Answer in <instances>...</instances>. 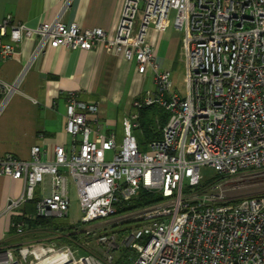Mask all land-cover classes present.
<instances>
[{"label":"built area","instance_id":"obj_1","mask_svg":"<svg viewBox=\"0 0 264 264\" xmlns=\"http://www.w3.org/2000/svg\"><path fill=\"white\" fill-rule=\"evenodd\" d=\"M173 13V26L185 34L184 94L173 89L171 72L157 62L147 39L148 29L163 30ZM27 39L37 40L34 57L48 48L89 51L102 45L127 62L135 61L137 73H149L155 90L136 99L134 109L157 104L170 118L160 129L161 139L140 152L133 134L138 113L130 114L133 124L124 122L118 145L113 133L94 130L87 120L99 114L100 105L68 94L69 152L57 146L53 162L42 159L39 146L32 148L30 160L0 157V176L25 184L5 213L35 201L34 212L22 217H67L69 176L63 169L76 184L83 224L118 216V207L141 191L163 200L145 211L140 226L123 242L117 234L100 235L103 257L29 243L1 250L0 264H115L121 248L134 251L133 264H264V194L236 197V188L225 183L226 178L264 170V0H126L112 38L102 28L60 20L30 27L7 15L0 22V63L14 57V45ZM24 73L14 83L0 79V114ZM204 168L216 174L208 184ZM46 176L50 193L44 185L37 195ZM21 219L12 222L19 235L26 229Z\"/></svg>","mask_w":264,"mask_h":264},{"label":"crops","instance_id":"obj_2","mask_svg":"<svg viewBox=\"0 0 264 264\" xmlns=\"http://www.w3.org/2000/svg\"><path fill=\"white\" fill-rule=\"evenodd\" d=\"M125 1L0 0V22L7 15H12L14 22L30 27L60 20L66 25L77 23L84 29L102 28L112 38ZM141 18L142 15L137 16V24ZM171 25L169 20L163 30L151 26L147 39L163 69L169 60L180 58L186 75L185 34L174 31L166 38ZM36 45V39L15 44L16 55L0 63V79L8 83L16 82L25 70L20 88L0 114V157L12 154L21 160H30L32 148L39 146L45 153L42 159L53 162L57 146L69 152L72 139L65 128L66 99L70 93L82 102L100 105L99 114L88 115L87 120L94 130L99 127L101 133H113L118 144L119 123L123 122L124 129L127 114L135 110L134 101L142 98L147 90H155V86L149 85L150 74H138L135 61L127 62L122 55L110 53L102 45L89 51L48 48L34 57ZM62 172L69 176L67 170ZM44 185L46 193H50L49 176L43 186L37 187V195ZM24 188L22 180L0 176V251L32 243L28 237L41 231L26 227L24 234L19 235L12 227L15 219L34 212L35 201L10 214L4 211L9 201L24 193Z\"/></svg>","mask_w":264,"mask_h":264},{"label":"rangeland","instance_id":"obj_3","mask_svg":"<svg viewBox=\"0 0 264 264\" xmlns=\"http://www.w3.org/2000/svg\"><path fill=\"white\" fill-rule=\"evenodd\" d=\"M144 3L141 2L140 10L138 13V18L142 15V8ZM174 13L170 18V23L172 24L168 30H171L166 34V38H168L174 31H177L173 26L174 20ZM164 67L169 69L172 72V81H173V89L176 91L181 92L182 94L185 93L186 86H185V70L183 68V63L180 61V58L169 60ZM152 79V78H151ZM150 86L153 85V81H149ZM157 105V104H155ZM160 107L159 105H157ZM162 108V107H161ZM163 109V108H162ZM164 110H166L164 108ZM138 113V110L134 111ZM168 112V111H167ZM170 114V113H169ZM139 115V113H138ZM127 121L131 124L134 121L131 118L130 114H127ZM139 119L137 120L138 129H133L134 137L138 143L140 152H146L149 150L150 143L149 141L145 140L143 137V133L140 129ZM156 129L160 131L163 126H160L158 121L156 120ZM119 129L117 131V139L118 144L121 145L124 138V129H123V122L119 123ZM161 133V131H160ZM202 175L204 181H213L214 176L216 175L213 170L210 168L202 169ZM225 183L228 187H235L236 191L232 194L236 197H245V196H252V195H259L264 194V170L258 171H250L245 174H240L234 178H226ZM69 198H70V207L67 217H51L50 219H54L57 225L63 226L65 230H71L72 234H76L78 237V243L74 245H60L56 242V239L61 237L62 230L59 231V234L52 233L50 229H44L37 232V237H33L30 239L33 241L32 243H43L45 246H52L56 245L57 247L67 246L74 250H79L80 254H94L99 257L104 256L105 245L98 243V238L102 234H117L118 240L123 242V240L130 235L133 228H136L139 225L144 217V213L146 210L151 208L153 205H149L147 207H143L140 209H136L125 214H120L116 217H113L109 220L104 221H96L89 224L82 223V212H81V205H80V198L77 191V187L75 182L73 181L72 177L69 175ZM162 202L155 204V206L161 205ZM71 228V229H70ZM127 229V235L125 237L120 236L117 233L118 230ZM87 231L89 234H87ZM69 234L68 232H64ZM57 237V238H56ZM122 249V248H121ZM128 250V248H127ZM115 258H117V253L115 254Z\"/></svg>","mask_w":264,"mask_h":264},{"label":"trees","instance_id":"obj_4","mask_svg":"<svg viewBox=\"0 0 264 264\" xmlns=\"http://www.w3.org/2000/svg\"><path fill=\"white\" fill-rule=\"evenodd\" d=\"M139 113V123H140V129L142 131V135L145 140L152 142L155 140L161 139L162 135L160 131H157L156 129V120L160 124V126H164L168 123V120L170 118L169 112L162 109L161 107H158L157 105H151V106H144L141 109H138ZM211 181H204V183L208 184ZM162 197L159 194L156 193H148L146 191H141L138 193V195L130 200L128 203H123L118 207V215L125 214L127 212L140 209L143 207H147L149 205H155L160 202H162ZM22 218V219H21ZM18 219V218H17ZM19 219L24 220L26 222L27 228L32 229H50L52 233L59 234V231L62 229L61 237L56 239V242L60 245H74L75 243H78V237L76 234H72L71 230H65L60 227V225H57L54 219H37V220H28L24 217H19ZM16 220V219H15ZM137 225L136 227H139ZM62 228V229H61ZM71 229V228H70ZM64 232H68L64 233ZM120 236L127 235V229L118 230L117 232ZM37 237L29 236V238ZM57 238V237H56ZM87 254V253H86ZM136 259V255L134 251L127 250V248H122L117 252V258H115V264H133V262Z\"/></svg>","mask_w":264,"mask_h":264}]
</instances>
